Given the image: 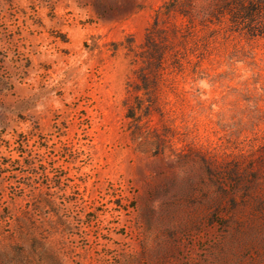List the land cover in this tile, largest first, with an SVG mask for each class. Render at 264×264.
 <instances>
[{
  "label": "rangeland",
  "instance_id": "obj_1",
  "mask_svg": "<svg viewBox=\"0 0 264 264\" xmlns=\"http://www.w3.org/2000/svg\"><path fill=\"white\" fill-rule=\"evenodd\" d=\"M0 264H264V0H0Z\"/></svg>",
  "mask_w": 264,
  "mask_h": 264
}]
</instances>
